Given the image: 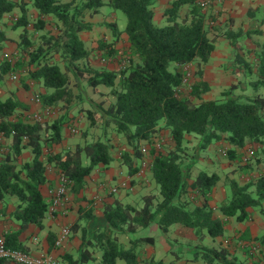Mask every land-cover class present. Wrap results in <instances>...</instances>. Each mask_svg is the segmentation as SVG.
Returning a JSON list of instances; mask_svg holds the SVG:
<instances>
[{"label": "trees", "instance_id": "16d2710c", "mask_svg": "<svg viewBox=\"0 0 264 264\" xmlns=\"http://www.w3.org/2000/svg\"><path fill=\"white\" fill-rule=\"evenodd\" d=\"M184 4L187 10L182 16L180 8ZM28 5L36 14L32 24L26 14ZM103 5L126 14L122 30L116 21L104 23L111 30L112 39L98 43L103 58L116 56L117 42L125 32L123 52L127 61L118 71L89 65L91 49L79 34L92 28L89 19ZM153 5L154 0H0V50L12 39L4 14L18 8L10 27L20 28L16 46L24 53L13 60L4 56L0 61V86L4 84L3 73L19 67L25 78L42 86L38 96L43 107L60 104L64 108L55 118L31 120L26 115L29 106L12 89L0 97V135L6 139L0 144V200L15 197L11 213L20 222L17 229L1 233L8 247L29 252L18 235L29 223L41 225L48 211V201L39 191L46 181V167L55 166L67 177V191L78 192L93 168L114 160V146L106 134L111 129L130 146L119 156L120 164L127 165L130 174L138 169L136 158L142 156L141 142L148 144L149 168L158 196L151 192L142 194L140 206L117 199L104 203L103 224L90 235L85 224L94 221L93 208L79 206L78 217L71 224L73 230H80L78 252H64L60 264H115L116 260L123 264H172V260L139 258V245L154 243L151 235L130 236L127 245L120 240L150 223H156L163 232L173 224L191 228L198 239L191 255L193 260L204 264H246L224 244L209 241L224 236L228 219H248L250 209L259 210L264 217V95L258 90L264 86V43L255 53V76L249 80L255 89L252 95L235 94V84H231L219 97L206 98L204 93L210 84L203 78L201 66L192 72L190 80H184L182 66L192 61L202 64L211 55L215 48L214 38L208 35L211 20L195 0H170L164 8L166 23L158 25L153 20ZM260 7L264 11V4ZM47 23L53 30L46 29ZM30 25L32 30L28 29ZM256 30L257 27L226 31L224 35L234 47L236 38ZM240 61L250 66L244 59ZM22 83L28 87L24 80ZM85 84L94 93H100L101 85L109 87L114 99L104 104L86 98ZM73 86L78 88L77 93ZM76 96L78 102L87 99L90 106L79 110L85 112L89 127L100 128L104 139H84L73 148L49 151L48 147L60 142L61 126L70 118L68 111ZM161 127L168 129L174 144L168 151L163 150L166 138L157 131ZM191 134L198 136L197 149L207 147L213 140L222 141L228 146L227 157L239 161L245 172L258 166L260 171L242 183L225 176L229 192L215 206L211 205L209 193L220 176L205 167L192 174V158H188L196 154L186 152ZM158 139L162 144L159 150L154 148V140ZM24 148L31 151V159H20ZM247 149L252 150L251 155H247ZM197 196H201L199 202ZM215 208L224 217L217 216ZM244 238L252 241L243 247L245 252L249 253L250 245L258 251L248 264H264V227L253 238ZM95 253H99V258ZM9 260L0 257V264H8Z\"/></svg>", "mask_w": 264, "mask_h": 264}, {"label": "crops", "instance_id": "0c3cea01", "mask_svg": "<svg viewBox=\"0 0 264 264\" xmlns=\"http://www.w3.org/2000/svg\"><path fill=\"white\" fill-rule=\"evenodd\" d=\"M170 0H154L153 5V20L158 25H163L166 23V16L164 15V8L167 7ZM264 4V0H211L205 7L204 12L214 13L218 16L216 18L215 24L220 25L222 27V33L227 31L236 32L235 30H251L253 28H258V30L253 31V33L245 34L236 38V47H242V45L246 46V49L253 55L256 51L260 48L262 43H264V15L260 17L259 20L255 19V16L258 10V7ZM187 4H184L180 8V14L183 16L186 12ZM222 12L219 15V10ZM112 8L108 11L111 15L108 16L101 25L99 26L96 22L97 20L93 18V16L89 19L93 26L90 30H81L79 32L80 36L84 39L86 46L90 47V43H93V39L99 38V33L102 34L105 31V38L108 40L112 39V32L109 28H107L104 23L105 22H112L115 21V18L112 17ZM206 10V11H205ZM7 15L4 14V20H6ZM212 22V20H211ZM118 26V25H117ZM120 29V28H119ZM122 30V29H121ZM221 28H218L220 31ZM8 34H9V30ZM211 32H208V35ZM254 36H258L260 39H256ZM226 36L221 34V36H216L214 39L215 48L211 52L209 58L201 64L202 68V76L206 79L210 84V89L204 93V97L206 98H214L218 97V94L224 90L223 89V78L225 76L223 71V64L229 60L231 62V57L233 56L232 50L233 46L230 40L226 37L224 43H221L219 39H224ZM240 38V39H239ZM126 34L124 31L120 34V39L118 42L126 43ZM253 40L256 42L252 43ZM9 40L5 42L4 47L8 44ZM117 42V43H118ZM252 43V44H250ZM117 47H119L117 45ZM239 50V48H238ZM251 57V56H250ZM248 58V55H244L246 61H249L251 58ZM90 58V57H89ZM251 64V63H250ZM249 64V65H250ZM226 66V65H225ZM224 66V67H225ZM231 68V67H230ZM229 69V68H228ZM247 69L244 73L247 77L251 76V74H255L253 72V68ZM230 70V69H229ZM242 70H244L242 68ZM231 72V70H230ZM235 72L238 73V69H235ZM239 74V73H238ZM243 75V74H242ZM13 85H3L0 86V97H5L8 93V89H12L15 94L23 101L25 104L29 106V112L35 111L37 106L33 104V100L30 99V91L28 88L21 86V84L13 82ZM235 83V81H232ZM252 84V83H251ZM264 86H260L258 90L264 95V90L262 89ZM227 88V87H226ZM27 112V113H29ZM81 117V115H80ZM73 120V121H72ZM77 116L69 118L66 122H64L61 128L64 126L65 130L61 133L60 142L57 144H53L51 147H48L49 151L59 152L61 149L66 147L73 148L79 141L74 143L70 142V138L72 135H77L80 137L82 142L84 139L90 140L89 135L86 133V136H82L81 133L73 132L66 124H71L72 121L76 124ZM69 122V123H68ZM81 123H85V127L88 126L87 119L85 116L81 117ZM89 127V126H88ZM157 131L162 132L165 138H169L168 129L166 128H158ZM1 143L6 142L5 137L0 135ZM79 142V143H80ZM144 142V141H142ZM141 142V144H142ZM0 143V144H1ZM121 148L125 150H130V146L123 142L121 138V142L119 143ZM225 145L222 141H215V144L212 142L202 151H197L194 157H192V174H196L197 171L201 167H197L195 163L198 160L199 153L211 155L213 151L216 149H220ZM1 149V147H0ZM212 151V153L208 152ZM222 151V149H221ZM192 152V151H191ZM193 154V153H192ZM114 160L109 164H98L95 168L92 169L90 174L86 177V185L80 189L76 193H71L69 191L65 192L64 197L62 198L60 204H58L52 212L50 210L47 211L41 225H37L35 223H29L20 233L19 239L20 241L28 247V254L31 256H41L47 255L49 256L55 264H60L61 256L64 252H69L71 254H75L78 252V247L80 244V230H73L71 228V224L77 219L78 217V207L85 206L87 208H93V214L96 216L94 221L92 220L91 223H86L85 227H87V232L90 235L94 230H96L100 225L103 224L102 220V205L106 202H111L113 199H117L121 202L128 203L124 200V197L128 193H134L138 190H142L147 188L148 190L154 188L156 183L154 182L149 164L143 170H139L141 167V156L136 158V164L138 169L135 173L130 174L128 169H124L123 166L120 164V159L117 154L113 153ZM32 157V153L29 148H24L22 154L20 156L21 160H29ZM148 161L150 163V155H147ZM213 158V157H212ZM205 161V165H207L208 170H214L215 164L210 159ZM188 161V160H187ZM189 162V161H188ZM214 165V166H213ZM211 166V168H208ZM231 166V165H230ZM197 167V168H196ZM232 167V166H231ZM226 167L222 168V173L225 172ZM230 168V176L234 177L239 172L238 170H231ZM120 171L122 172L120 174ZM141 171V172H140ZM216 172L220 176V180L218 181L217 185H215L212 189L210 194V198L208 202L211 205L217 204L220 202L225 196L227 195L226 185H225V176H229V174H221L216 170ZM232 172V173H231ZM249 175H256L255 170L251 172H246ZM46 181L39 186V191L43 195L46 201L49 198V191L54 190L58 187L59 184V176L60 173L58 169L49 164L45 170ZM121 180H129L130 186L118 189L116 192L111 193L109 192V187L114 186ZM146 190L141 193L145 194L149 191ZM201 196L196 197V202H199ZM14 196H9V198L5 201L0 200V235L3 231L17 229L19 227V220L14 217L11 213V210L14 206ZM131 203V202H129ZM264 207V200L262 201ZM132 204V203H131ZM250 216L248 219L244 221H235L232 218L228 219L225 225V234L223 236L224 240L233 239V241H239V245L241 247L247 246L245 244H250L252 241H248L244 237H254L263 230L264 227V217L263 214L259 210L250 209ZM215 213L219 217H224L217 208H215ZM96 221V222H95ZM64 225H68L70 227V231L66 239L63 240L61 245H55V239L59 234L61 228ZM146 227H149L152 232H156L158 230V226L156 223H150ZM146 229H138L135 233L131 236L139 235V234H147L154 237V243L151 244L149 242H142L139 245V258L140 259H148L151 258L152 260L162 259L163 261H170L172 260V264H204L199 259H191V255L194 251V246L197 241L193 242L194 234L191 228L185 227L181 224H173L169 227L166 232L160 230L159 234H151V232H144ZM125 236V240L123 242L127 245L130 239V234ZM156 236V237H155ZM238 237L237 239L233 237ZM247 243H246V242ZM171 255V257L169 256ZM94 256L99 258V253H95ZM8 264H19L15 261L9 260ZM84 264V263H82ZM115 264H123L121 260H116ZM138 264H141L139 261Z\"/></svg>", "mask_w": 264, "mask_h": 264}, {"label": "rangeland", "instance_id": "374dc122", "mask_svg": "<svg viewBox=\"0 0 264 264\" xmlns=\"http://www.w3.org/2000/svg\"><path fill=\"white\" fill-rule=\"evenodd\" d=\"M211 1V0H210ZM221 1V0H219ZM206 7V6H205ZM205 7H201L202 9H205ZM111 8L108 7L107 5H103L102 7L99 8V13L95 14L93 16L94 19L97 20V24L101 27H103V25H101V23L104 22V20L110 16L111 14L108 12ZM206 11V10H205ZM18 12V8H15L12 12H10L9 14H7V17H6V23L8 25H6V28L7 30H9V35L12 39L9 40L8 44L2 48L0 50V61L4 58V56H9L10 59H15L16 56H22L24 53L21 52V51H18V47L16 46V41L17 39L19 38V35H18V32H19V29L20 28H16V29H12L10 27V23H11V19L12 17L17 14ZM112 12V17L115 18V21L117 22V25L120 29H122L125 24H126V14L124 13V11H120L119 9H112L111 10ZM222 12V10L220 9L219 10V15L220 13ZM263 12L261 7L258 8L257 10V13L256 16H255V19L256 20H259L260 17L263 15ZM207 18L212 20V22L209 23V25L211 26V28L209 29V32H211L209 34V36H211L212 38L215 39L216 36H221V34L224 35V32L222 33V27L220 25H217L215 24V19L218 18V16L214 13H207ZM26 14H28V17H29V20L31 22V24L33 23V20H35L36 18V14H35V11L32 7H30L29 5L26 7ZM47 18H50V17H47ZM216 25V27H215ZM208 26V27H210ZM51 29L53 30L52 28V25L50 23H47L46 24V29ZM218 28H221L220 31H218ZM29 30H32V25H30L28 27ZM228 30V29H227ZM226 30V31H227ZM236 32L238 31H242V30H235ZM244 31V30H243ZM105 31H103L102 34H98L99 35V38H94L93 39V43H90V49H91V53H90V56H88V61L87 63L93 67H98V66H101L103 68H109V69H114L116 71L118 70H121L123 64H125L126 62L123 60L124 57L126 56V54L123 52V44L124 43H121V42H118L117 45L119 46V52L117 53L118 55L116 56H109L107 58H103L102 56V51L99 50L98 48V43H99V40H108V38H105ZM242 37V36H241ZM256 39H259V42H260V39L262 38H258V36H254ZM229 39V38H228ZM240 39V38H239ZM226 40V37L224 39H219V41L221 43H224ZM230 40V39H229ZM231 42V41H230ZM256 42L255 40H253L252 43ZM250 43V44H252ZM236 44V42H235ZM253 45V44H252ZM248 46V45H246ZM246 46L242 45V47H236V45H234V48L232 50V53H233V56L231 57V62L229 60H227L224 64H223V71H224V78H223V89H226V87H229L231 85V82L232 81H235V83H232V84H235V88H234V93L237 94V95H241V96H250L252 95V93L255 91V89L253 88L252 84L249 82L250 79L254 78L255 74H251V76L247 77L246 75H244L243 72H245L247 69L249 68H253V65L254 63L256 62V57H255V53L252 55L249 50H244L242 51V49H246ZM89 47V46H87ZM239 48V50H238ZM4 53H7V55H5ZM244 55H248V58L250 57L251 59L249 61H246L245 58H244ZM90 57V58H89ZM241 59H244L246 62H249L251 63L250 66L246 67V65H243L242 61H240ZM226 65V66H225ZM172 64L169 65V67H171ZM201 66L200 63H195L194 61L192 62H189L185 68H186V72H188V79L190 80L191 78H193V74L192 72L194 70L197 69V67ZM225 66V67H224ZM231 67V68H230ZM231 72H230V70ZM242 68L244 70H242ZM235 69H238V73L235 72ZM250 69V72H252ZM12 73H15L16 74V77L15 78H11L10 77V74ZM243 74V75H242ZM23 78V80L26 82V84L28 85V89L30 91V99L33 100V104H35L37 106V109L35 111H32V112H29L27 113L26 115L29 117V119L33 120V117L32 115L33 114H38L41 119H52V118H55L59 115V113H62L63 112V109L62 107H60V104L55 106V107H43L40 103V101H37L36 100V96L38 95V93L43 89L42 86L36 82H33L32 80L30 79H27L25 78V75H24V71L22 69H20L19 67L16 68V69H13V70H9V71H6L5 73H3L2 75V80L3 82L5 83V85H13L14 83L13 82H16V83H19L21 84V86H24L23 85V80L21 79ZM2 87V86H1ZM264 90V87L262 88ZM73 90L75 93L78 92V88L76 86H73ZM100 93H94L91 89V87L87 86L85 84V91H86V98H91L93 101L95 102H98V101H102L104 102V104H107L110 100H113L114 99V95L112 93H110V88L109 87H106V86H103L101 85L100 86ZM220 96V93L218 94V97ZM84 98L82 100H80V102H78V97L76 96L74 98V101H73V104L71 105L69 111H68V115L69 117H74V116H77V120H76V124H74L72 121L70 122L71 124H66L68 126V129L72 128V131L73 132H77V133H81L82 136H86V133L89 135L90 139H94V138H101L104 139V136H100V128L95 126V127H88L86 126L85 127V123H81V117L82 116H85V112L83 110H79V107L81 106H86V107H89V103L87 102V99ZM52 110L54 111V113H45L46 110ZM81 115V117H80ZM69 123V122H68ZM69 129V130H70ZM65 130V127L63 126L60 130L61 133H63ZM106 134H107V138L109 139V142H111V144H113L114 148L112 150L113 153L117 154V156H120V153L124 150L123 148H121V145H119V143L121 142V137L117 134H115L111 129H109L108 131H106ZM197 135L196 134H191V135H188V138H189V142H188V147L186 148V152H191L193 154L197 153V151H199L200 149H197L196 146L198 144V140H197ZM1 138V136H0ZM3 139V138H1ZM76 141H81L80 137L77 136V135H72L71 138H70V142L74 143ZM87 140V139H85ZM164 141V151H168L170 149H172L174 147V144L171 140H169L168 138H166ZM1 143V141H0ZM212 144H215V140L212 141ZM75 145V144H74ZM222 149V151H221ZM223 149L225 150L223 152ZM203 149H201L200 151H202ZM227 150H228V146L227 144L225 143V145L223 147H220V149H216V151L214 150L213 151V154H209V155H206V154H200L199 153V157H198V160L195 165L198 167H201V168H204V167H207V165H205V161L208 162V160L206 159H210L211 158V161L215 164V167H214V170H217L221 176H223V174H229V177H232L230 176V168H232L231 170L234 171V170H238L239 172L237 173V175H235L234 177L232 178H235L236 180H238L239 182H244V181H247L249 178H250V175L248 176V174L245 172L244 169L241 168L242 165H240L239 161H236V159H232L230 160L228 157H227ZM246 151V149H244ZM185 152V153H186ZM209 153L212 151H208ZM213 157V158H212ZM192 157L190 156L188 159L190 160ZM84 161L87 163V159L86 157H84ZM245 162V161H243ZM232 167H231V166ZM214 166V165H213ZM196 167V168H197ZM226 167L224 170L225 172L222 173V168ZM124 169L128 168L127 165H124L123 166ZM208 168H211V166H208ZM261 167L258 166L257 169H254L255 170V173L254 174H258V172L260 171ZM253 170V171H254ZM232 173V172H231ZM155 187L154 188H151L148 190L147 188H144V189H140L134 193H128L125 197H124V200L123 201H126V202H131L133 205L135 206H140L142 204V199H141V193L146 190H148L149 192H151L152 194H155V196H158V190H157V185H154ZM226 191H227V194L229 192V189L226 187ZM110 192V190H109ZM111 193H114V192H111ZM88 207V206H87ZM139 229H146L144 230V232H151V234H159L160 233V229L158 228V230L156 232H152L150 230L149 227H146V226H141L139 227ZM132 235V234H131ZM130 235V236H131ZM156 237V236H155ZM125 236H121L120 237V240H125ZM235 239H237L238 237H233ZM206 239H209L206 238ZM238 240V239H237ZM194 241H198L197 237L194 235V239H193V242ZM209 243H216V244H224V246H227V248L235 253L242 261H244L246 264H248L249 262H251L255 256H257V253L258 251H255L254 249H252V245H248L250 247V251L249 253L245 252L243 247H241L239 245V241H233V239H226L224 240L223 236H219L215 239H212L211 241H209ZM252 244V242L250 243ZM251 249L253 250V252H251ZM169 256L171 257V255L169 254ZM212 264V263H211Z\"/></svg>", "mask_w": 264, "mask_h": 264}, {"label": "built area", "instance_id": "2783aa9c", "mask_svg": "<svg viewBox=\"0 0 264 264\" xmlns=\"http://www.w3.org/2000/svg\"><path fill=\"white\" fill-rule=\"evenodd\" d=\"M195 2L201 6V7H205L210 0H195ZM5 55H7V53H4ZM7 58L9 59V56H7ZM125 62L127 61V56L124 57L123 59ZM187 64H184L182 66L183 70L185 71V78L184 80H186L188 78V72H186V66ZM124 66V64H123ZM122 66V68H123ZM11 78H15L16 74L12 73L10 74ZM36 100L39 101V96H36ZM45 113L49 114V113H54V111H50L49 109L45 111ZM33 120H41V117L38 114H33L32 115ZM72 130V128H71ZM154 148L159 150L162 147L161 141L160 139L158 140H154ZM140 150L142 153L141 156V167L139 170H143V168H145L146 166H148L149 161L147 158L148 155V144H141L140 145ZM225 150L223 149V152ZM252 154V150L251 149H247V155H251ZM246 155V158H247ZM245 158V159H246ZM140 171V172H141ZM122 172L120 171V174ZM66 186H67V177L61 173L59 176V184L58 187H56L54 190L49 191V198H48V210H50L51 212L53 210H55L54 208L60 204L62 198L65 195L66 192ZM130 186V182L129 180H121L120 182H118L117 184H115L112 187H109L110 192H116L118 189L121 188H125ZM70 231V227L68 225H64L59 234L57 235L56 239H55V245H61L63 243V240L66 239V237L68 236ZM254 248V247H253ZM0 257H5L8 258L12 261H15L19 264H55V262L47 255H41V256H31L28 253H24L21 252L19 249H14V248H10L8 247L5 242H4V237L3 235H0Z\"/></svg>", "mask_w": 264, "mask_h": 264}]
</instances>
